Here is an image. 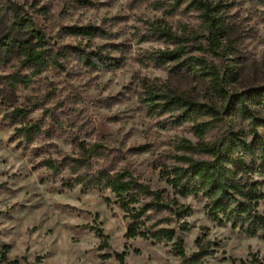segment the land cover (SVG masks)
Here are the masks:
<instances>
[{
	"label": "rangeland",
	"instance_id": "1",
	"mask_svg": "<svg viewBox=\"0 0 264 264\" xmlns=\"http://www.w3.org/2000/svg\"><path fill=\"white\" fill-rule=\"evenodd\" d=\"M143 1L0 0V246L9 248V262L120 264L116 255L125 253V264H186L204 246L211 253L205 264H248L253 259L264 264V239L213 221L201 196L179 198L191 213L170 226L184 242V259L175 253L173 243L128 239L130 220L109 190L68 188L65 182L75 176L67 168L54 173L44 166L50 159L63 166L64 157H77V140L99 143L104 158L94 161L95 170H127L153 191L174 197L161 171L175 162L169 155H177L181 139L193 143L197 139L187 127L162 129L159 121L164 118L152 115L141 96L153 87L200 103L218 107L223 103L206 76L174 73V63L165 68L137 63L147 52L173 48L165 40H146L158 21L186 37L189 46L205 43L207 37L199 13L185 4L169 14L153 9L149 3L154 0ZM210 1L222 3L226 33L217 54H205L206 59L230 93L264 86V0ZM7 8L15 13L8 14ZM18 13L28 17L46 35L48 47L60 55L59 64L34 78L31 86L11 90L4 77L26 73L18 49L2 47L4 38L13 35L12 16ZM88 24L101 25L110 34L93 43L106 47L112 57L123 58L120 68L91 72L75 58L62 56L65 47L81 44L63 29ZM15 36L17 41L31 40L26 31ZM258 115L264 119V113ZM28 122H40L43 130L31 144L16 136V129ZM229 129L245 134L253 130L249 122L225 117L221 131ZM258 131L264 135V129ZM144 146L146 150H139ZM260 212L264 215V202ZM183 223L189 225L188 232L180 230ZM98 230L107 237V248H102Z\"/></svg>",
	"mask_w": 264,
	"mask_h": 264
},
{
	"label": "trees",
	"instance_id": "2",
	"mask_svg": "<svg viewBox=\"0 0 264 264\" xmlns=\"http://www.w3.org/2000/svg\"><path fill=\"white\" fill-rule=\"evenodd\" d=\"M145 1L148 0L143 2ZM149 4L153 9L169 14L185 4L188 10L199 13L207 37L205 43L189 46L186 37L173 33L162 26V21H158L146 40H165L173 48L147 52L137 58V63L146 68L151 65L165 68L174 63L171 67L174 73L206 76L211 79L215 96L223 103L221 107L215 103H200L183 94L156 91L153 87L141 96V102L152 115L164 118L159 121L162 129L187 127L197 139V143L181 139L175 148L177 155H169L175 162L164 166L161 171L163 179L174 190V197L168 196L166 191H153L127 170H95L94 161L104 158L101 151L104 147L99 143L89 145L77 140V157H64L63 166L50 159L44 162V166L54 173L67 168L75 176L65 182L68 188L81 185L88 191L109 190L130 220L126 234L128 239L139 237L155 243H173L175 253L184 259V242L178 237L177 231L170 227L191 213V208L181 204L179 198L201 196L206 200L205 210L213 221L230 225L233 230H239L247 236L264 239V215L260 212V206L264 202V135L258 131V128L264 129V119L258 115L264 113V86L242 93H230L220 74L206 59L205 54H217L222 44L221 39L226 33L221 2L172 0V3H167L165 0H154ZM7 12L13 14L15 10L7 8ZM12 20L13 35L4 38L2 47L5 50L15 47L18 49L21 66L26 72H16L4 77L11 90H15L18 86H31L34 78L42 75L52 65H58L60 54L48 47L46 35L28 17L18 13L12 16ZM24 31L31 40L17 41L15 34ZM63 33L81 40V44L65 47L62 56L75 58L91 72H109L120 68L124 63L123 58L112 57L106 47H98L93 43L110 35L101 25L67 26ZM84 42L88 43L85 47L82 46ZM225 117L249 122L253 130L248 134L234 129L221 131ZM42 134L40 122H28L16 129V136L29 144L34 143ZM146 149L144 146L139 150ZM158 216L159 219L153 220V217ZM180 230L188 232L190 227L183 223ZM97 235L103 239L102 248H107V237L103 231L98 230ZM8 253L7 246H0V264H23L17 260L9 262ZM210 254L207 247L200 246L185 263L205 264ZM108 257L110 256L105 255L103 258ZM116 258L120 264H125V253L117 254ZM248 264L261 263L253 259Z\"/></svg>",
	"mask_w": 264,
	"mask_h": 264
}]
</instances>
